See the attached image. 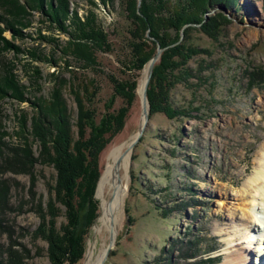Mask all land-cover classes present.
Masks as SVG:
<instances>
[{
  "label": "rangeland",
  "instance_id": "374dc122",
  "mask_svg": "<svg viewBox=\"0 0 264 264\" xmlns=\"http://www.w3.org/2000/svg\"><path fill=\"white\" fill-rule=\"evenodd\" d=\"M8 1L0 0V15L12 24L2 28L0 21V37L4 40L0 41V82L3 73L10 72L21 98L10 89L0 88V182L7 189L6 201L0 207V264L9 262V251L11 260L16 258L22 264H51L47 241L34 234L41 221L37 209L46 211V205L51 203L56 209L55 230L59 232L66 221L65 209L51 189L55 169L51 162L41 161L42 147L32 138L28 120L37 111L32 103L49 98L57 76L66 80L69 77V69L63 66L61 56L68 35L49 25L38 9L28 8L23 12L21 18L27 26L16 25L22 20L12 15ZM50 1L53 6L60 4V0ZM63 2L68 13L75 10L80 18L92 12L109 43L108 51H96L99 65L95 68H81L74 59H68L67 68L75 74L95 78L99 85L92 103L95 121L103 115L104 106L113 94L106 75L135 80L133 98L122 126L106 134V142L98 153L99 179L92 196L97 213L84 237L82 257L75 264H86L90 252L96 263L112 233L99 227L102 197L98 186L109 165L112 149L133 139L141 127L144 116L139 87L157 45L161 51L152 68L160 63L162 73L167 68L164 69L159 58L169 56L167 53L171 51L178 52L170 58L178 62L171 70L170 111L167 114L161 110L150 112L145 89L147 123L131 146L126 171L121 172L126 187L116 234L111 237L113 242L102 264H199L205 257L214 258L211 264H245L246 259L249 264H258V260L264 264V255L259 256L256 251L263 229H257L260 225L253 227L255 221L247 218L246 212L242 214L248 200L243 184L253 173L256 153L264 141L261 1L235 0L232 5L214 3L207 7L201 22L215 12L227 17L223 22L218 19L221 27L216 34L200 30L201 22L183 24L177 33L160 28L159 31L164 29L169 36L166 40L177 35L162 47L145 32L144 41L154 50L138 70L129 68L132 53L127 30L131 26L126 18L125 0ZM134 2L138 8L141 0ZM11 29L18 32L13 34ZM178 45L183 47L176 51L174 48ZM61 94L68 110L69 131L75 138L76 107L66 81L61 86ZM110 105L107 111H115L124 101L115 96ZM21 120H27V132L23 134L33 156L25 169L10 166L14 161L10 151L19 143ZM46 146L51 150L49 143ZM9 160L10 164L5 166ZM111 195L110 188H106L103 198L110 200ZM165 208L169 212L161 215ZM47 220L48 215L44 214L46 226ZM247 227L254 229L253 235L257 238L251 248L238 238ZM187 251L196 255L184 259L183 253Z\"/></svg>",
  "mask_w": 264,
  "mask_h": 264
},
{
  "label": "trees",
  "instance_id": "16d2710c",
  "mask_svg": "<svg viewBox=\"0 0 264 264\" xmlns=\"http://www.w3.org/2000/svg\"><path fill=\"white\" fill-rule=\"evenodd\" d=\"M17 1L10 0L7 2L12 9L10 12L15 18L17 17L16 19L21 18L23 12L28 8L30 10L38 9L39 14L47 18L49 25L53 24V27L68 35L61 56L63 57V66L65 69H69V77L66 80L63 76H57L58 81L55 83L56 86L52 88L49 98H40L37 102L32 103L37 111L29 117L28 124L32 138L37 140L42 147L41 156L44 155V157L41 161L51 162L55 169V182L51 189L56 199L63 205L66 217L65 224L60 226V232L55 230L53 217L56 215L54 212L56 209L51 203H48L46 211L40 212L37 209L41 221L34 234L47 241V253L51 264H75L82 257L84 237H86V232L97 213L96 201L92 196L95 183L97 186L99 179L98 153L106 142V134L115 132L122 126L124 116L133 98L135 80H119L112 74L106 75L112 86L113 94L104 106L103 115L95 121L92 103L99 90L96 79L86 77L83 74H75L70 68H67L70 65L69 58L74 59L81 68H95L99 65L96 59V51L109 50L106 35L95 21L94 14L91 12L80 18L75 10L68 13L63 0H60V4L57 6H53L50 0H21L22 4ZM260 1L264 10V0ZM234 2L235 0H141L139 7L135 8L134 0H125L126 18L130 21L131 26L127 30L128 46L132 53L129 68L138 70L153 53V47L144 41L145 32L159 46L163 47L177 38L176 35L175 38L171 37V39L166 40L169 36L167 37L164 29H172L177 33L183 24L201 22V15L210 5L214 3L232 5ZM43 4L46 6L44 7ZM224 18L227 17L222 12H215L201 22L199 28L204 32L213 31L215 33L221 27L218 19L223 22L225 21ZM21 20V22L17 20L19 23L17 22L16 25L27 26L26 22H23L25 20L22 18ZM65 20H67V24H65ZM0 21L3 23L2 28L12 26L11 22L2 15H0ZM160 28L164 29L159 31ZM11 31L13 34L18 32L17 29H11ZM183 31L185 33V28ZM0 39L3 43V38L0 37ZM54 45L59 48V45ZM175 47L174 49L178 51L183 46ZM167 50L169 51V49ZM176 53L178 54V52L171 51V53H167L169 56L163 55L159 58L164 69L167 68L166 72L162 73L160 69L162 64L160 63V65L155 64L152 68L146 88L150 112L161 110L167 114L170 111L168 106L171 103L168 90L171 85L170 79L173 77L171 70L176 68L178 64L170 58L173 56L172 54L176 55ZM50 61L53 62L52 58ZM1 81L0 88L10 89L13 95L21 98L19 87L13 81L10 72L3 73ZM65 81L76 107L73 123L75 138H72L69 131L71 124L68 120V110L61 94V86L65 84ZM115 96L122 98L124 105L115 111H107ZM26 121L21 120L19 143L17 142L16 147L11 148L10 151L14 158V164L12 162L10 166L20 168L23 166V169L33 159L27 137L23 134L27 132ZM47 143L51 145V150L47 149ZM11 160L5 161L6 164L4 165L10 164ZM18 160L20 161L16 164ZM6 194V186L0 182V207L6 201ZM183 205L177 206L181 208ZM169 210V208L161 210V215H165ZM44 214L48 215L47 226L44 222ZM188 252L183 253L184 259L196 255L195 252ZM9 253L10 251L7 258L9 262L5 264H22L16 258L11 260L12 255ZM214 261V258L205 257L198 262L199 264H211ZM192 264H196V262Z\"/></svg>",
  "mask_w": 264,
  "mask_h": 264
},
{
  "label": "bare ground",
  "instance_id": "6f19581e",
  "mask_svg": "<svg viewBox=\"0 0 264 264\" xmlns=\"http://www.w3.org/2000/svg\"><path fill=\"white\" fill-rule=\"evenodd\" d=\"M145 80H146V71L144 72V76L140 83L139 93L142 92V88L145 83ZM144 107L147 111L146 102ZM142 116L144 115L142 114ZM144 118H142L141 120V127L143 129L147 123V119L144 120ZM131 140L127 143L121 144L112 149V151L109 154V165L106 168L102 178L100 179L98 186V193L102 197V203H101L102 215L99 218V223H100L99 227L100 228L104 227L109 231H112V233H110L112 238L115 237L116 234L117 216L122 202V195L126 187L124 186V182H123L124 176L123 174H121V172H125L128 166L129 156L131 153V146H130ZM106 188H110V190L112 191L110 200H106L103 198L104 191ZM243 188H244L243 190L244 193L247 194L245 199L248 198L247 200L248 203L247 202L245 203L246 208H242V214L243 211L244 214L246 212V214H248L247 218H251L250 220L253 221L255 217H260L261 224H257L253 222L254 223L253 227L255 226L257 227L258 225H260L259 227H257V229L259 230L261 227V229H263L262 231L264 232V226H261L262 224H264V141L256 153L254 159L253 173L245 181V183L243 184ZM263 232L260 233L261 237L260 239L258 238L259 242L257 243V247H256V251H258L259 256L264 255L262 254L264 251V237L262 236V234H264ZM253 234H254V229L247 227V229L245 228L244 233L239 234L238 238L243 241L241 243L243 244L245 243L251 248V245L257 239ZM248 238L250 239L248 240ZM248 250L250 251V249ZM103 254L100 256L99 260L95 263L93 262V256L92 253L90 252L86 264H100ZM244 263L249 264L247 259L245 260ZM258 264H260L259 260H258Z\"/></svg>",
  "mask_w": 264,
  "mask_h": 264
},
{
  "label": "water",
  "instance_id": "95a60500",
  "mask_svg": "<svg viewBox=\"0 0 264 264\" xmlns=\"http://www.w3.org/2000/svg\"><path fill=\"white\" fill-rule=\"evenodd\" d=\"M160 51H161V48L158 47V45H157L156 50H155V53H154V54L151 56V58L148 60V63H147V66H146V80H145V83H144V85H143L142 92H141V94H140L141 114L144 115L145 120L147 119V111H146V109H145V107H144L145 102H146V98H145L146 84H147L148 79H149V77H150V73H151V68H152L153 62L156 60V58H157V56H158V54H159ZM142 130H143L142 127L138 128L136 134L134 135L132 141L130 142V146H132V145L138 140L140 134L142 133ZM117 161H118V160H117ZM112 242H113V241H112V238H111V234H109V235H108V243H107L106 248H105V250H104V254H103V257H102L103 259H101L100 264L103 263V261H104V259H105V257H106V254H107V252H108V249H109V247L112 245Z\"/></svg>",
  "mask_w": 264,
  "mask_h": 264
},
{
  "label": "clouds",
  "instance_id": "9594fccd",
  "mask_svg": "<svg viewBox=\"0 0 264 264\" xmlns=\"http://www.w3.org/2000/svg\"><path fill=\"white\" fill-rule=\"evenodd\" d=\"M254 221H255V223H257V224H261V218H260V217H255V218H254ZM261 226H264V224H262Z\"/></svg>",
  "mask_w": 264,
  "mask_h": 264
}]
</instances>
